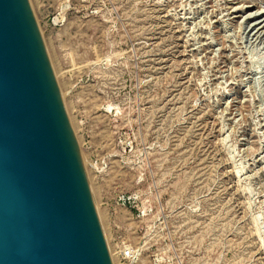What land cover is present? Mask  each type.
<instances>
[{
    "label": "rangeland",
    "instance_id": "obj_1",
    "mask_svg": "<svg viewBox=\"0 0 264 264\" xmlns=\"http://www.w3.org/2000/svg\"><path fill=\"white\" fill-rule=\"evenodd\" d=\"M29 3L112 264H264V0Z\"/></svg>",
    "mask_w": 264,
    "mask_h": 264
},
{
    "label": "water",
    "instance_id": "obj_2",
    "mask_svg": "<svg viewBox=\"0 0 264 264\" xmlns=\"http://www.w3.org/2000/svg\"><path fill=\"white\" fill-rule=\"evenodd\" d=\"M0 264H112L29 0H0Z\"/></svg>",
    "mask_w": 264,
    "mask_h": 264
},
{
    "label": "built area",
    "instance_id": "obj_3",
    "mask_svg": "<svg viewBox=\"0 0 264 264\" xmlns=\"http://www.w3.org/2000/svg\"><path fill=\"white\" fill-rule=\"evenodd\" d=\"M116 256L123 262L133 264L138 259L136 252L129 246H122L117 248Z\"/></svg>",
    "mask_w": 264,
    "mask_h": 264
},
{
    "label": "bare ground",
    "instance_id": "obj_4",
    "mask_svg": "<svg viewBox=\"0 0 264 264\" xmlns=\"http://www.w3.org/2000/svg\"><path fill=\"white\" fill-rule=\"evenodd\" d=\"M261 10V9H260ZM110 256V255H109ZM111 259V258H110Z\"/></svg>",
    "mask_w": 264,
    "mask_h": 264
}]
</instances>
